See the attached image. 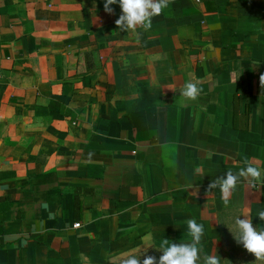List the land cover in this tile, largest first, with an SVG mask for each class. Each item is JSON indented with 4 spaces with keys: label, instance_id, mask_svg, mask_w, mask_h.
I'll list each match as a JSON object with an SVG mask.
<instances>
[{
    "label": "crops",
    "instance_id": "crops-1",
    "mask_svg": "<svg viewBox=\"0 0 264 264\" xmlns=\"http://www.w3.org/2000/svg\"><path fill=\"white\" fill-rule=\"evenodd\" d=\"M104 3L0 0V264L158 249L189 219L203 259L236 217L264 227V183L208 188L245 158L264 181V0H171L126 32Z\"/></svg>",
    "mask_w": 264,
    "mask_h": 264
},
{
    "label": "clouds",
    "instance_id": "clouds-1",
    "mask_svg": "<svg viewBox=\"0 0 264 264\" xmlns=\"http://www.w3.org/2000/svg\"><path fill=\"white\" fill-rule=\"evenodd\" d=\"M117 3L121 9V15L116 19L115 24L120 31H135L137 28L148 31L151 29L152 19L161 15L171 0H105L104 11L112 14L114 9L111 6ZM260 84L264 88V75L260 76ZM201 91L199 82L191 81L185 83L179 90L180 97L193 101L199 97ZM211 155L212 153H209L208 158H211ZM243 164L244 167L240 168L237 173L229 170L208 186L209 191L219 189L225 206L228 205L231 194L241 180L251 187H255L257 182L264 183L261 179V169L252 160L245 158ZM195 172L201 173V168L197 167ZM243 217L244 219H241V216H238L234 220L236 228L234 239L238 244H242L256 261L264 262V227H254L250 217ZM257 217L264 221V209L257 212ZM186 223L189 241L175 243L164 238L157 249L162 253L158 260L154 256H145L141 262L142 252L137 254L139 250H136L124 254L120 264H221L222 259L218 255H205L201 262L204 226L195 219H189Z\"/></svg>",
    "mask_w": 264,
    "mask_h": 264
},
{
    "label": "rangeland",
    "instance_id": "rangeland-1",
    "mask_svg": "<svg viewBox=\"0 0 264 264\" xmlns=\"http://www.w3.org/2000/svg\"><path fill=\"white\" fill-rule=\"evenodd\" d=\"M236 233V228L234 224L227 227L221 237V242H223V250L221 256H219L221 260V264H264V262L256 261L255 257L248 253L244 248L242 244H238L236 240L234 239V236ZM142 252V255L140 257L141 262L145 258V256H154L159 259V256L162 254L157 249L148 248L144 249L142 251H138L137 254ZM124 254H118L113 255L109 259L103 262H93L89 264H120V260L123 258ZM203 259L201 258V262Z\"/></svg>",
    "mask_w": 264,
    "mask_h": 264
},
{
    "label": "built area",
    "instance_id": "built-area-1",
    "mask_svg": "<svg viewBox=\"0 0 264 264\" xmlns=\"http://www.w3.org/2000/svg\"><path fill=\"white\" fill-rule=\"evenodd\" d=\"M196 2H199L200 0H195ZM0 78H1V74H0ZM75 227H79L78 225H75Z\"/></svg>",
    "mask_w": 264,
    "mask_h": 264
}]
</instances>
